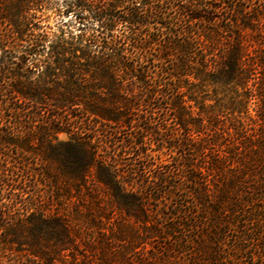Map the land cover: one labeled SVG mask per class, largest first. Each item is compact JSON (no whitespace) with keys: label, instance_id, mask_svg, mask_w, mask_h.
Instances as JSON below:
<instances>
[{"label":"trees","instance_id":"16d2710c","mask_svg":"<svg viewBox=\"0 0 264 264\" xmlns=\"http://www.w3.org/2000/svg\"><path fill=\"white\" fill-rule=\"evenodd\" d=\"M0 264H264V0H0Z\"/></svg>","mask_w":264,"mask_h":264},{"label":"rangeland","instance_id":"374dc122","mask_svg":"<svg viewBox=\"0 0 264 264\" xmlns=\"http://www.w3.org/2000/svg\"><path fill=\"white\" fill-rule=\"evenodd\" d=\"M46 15H48L49 16V18H48V20H44L42 23L43 24H48L49 26H51V27H53V29H55V27H57L58 25L56 24V17H58V16H56L55 15V13L53 12V10H48L47 11V13H46ZM71 16V13H69V14H62L61 16H60V18H63L64 20H66L68 17H70ZM70 29H74V28H72V26H70L69 27ZM68 28V29H69ZM58 31V30H57ZM58 33V32H57ZM136 116V115H135ZM168 121H171L170 119H168ZM130 131H132L131 129H125V130H123L122 132H121V134H120V138L121 137H123V136H125L128 132H130ZM59 137L61 138V139H63V140H66L67 139V135L66 134H64V133H62V134H60L59 135ZM126 163H130V162H132V160L131 159H128V158H126L125 160H124ZM39 184V183H38ZM40 185V184H39Z\"/></svg>","mask_w":264,"mask_h":264}]
</instances>
